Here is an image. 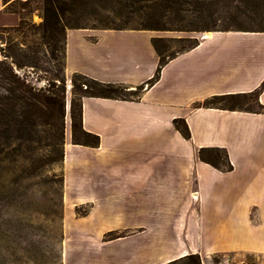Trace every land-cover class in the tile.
Returning <instances> with one entry per match:
<instances>
[{"label": "crops", "instance_id": "crops-1", "mask_svg": "<svg viewBox=\"0 0 264 264\" xmlns=\"http://www.w3.org/2000/svg\"><path fill=\"white\" fill-rule=\"evenodd\" d=\"M7 7L0 0V25L12 21ZM202 36L194 48L168 60L149 86L159 61L151 44L155 34L86 25L64 29L67 83L78 74L142 90L126 100L81 99L82 129L97 136L99 145H72L66 134L63 169L68 149L98 154L77 164L85 174L76 191L82 199L74 206L88 207L81 222L93 219L95 231L77 239L75 255L64 238L61 264H168L188 255L199 256L201 264H247V257L264 264V112L201 107L213 97L260 89L264 32ZM257 100L264 107V89ZM177 119L185 122L188 140L173 127ZM212 148L225 152L229 170L198 159L199 150ZM104 161L109 176L99 181ZM64 182L63 173L65 199Z\"/></svg>", "mask_w": 264, "mask_h": 264}, {"label": "rangeland", "instance_id": "rangeland-1", "mask_svg": "<svg viewBox=\"0 0 264 264\" xmlns=\"http://www.w3.org/2000/svg\"><path fill=\"white\" fill-rule=\"evenodd\" d=\"M7 1V11L12 21L0 25V61L5 60L4 56H7L8 64L12 60L20 66V69L13 67L18 77L46 94L52 89L58 91L55 88L64 80V139L66 134L70 135L71 139L68 111L72 98V77L67 83L59 55L62 34L52 30V36L49 37V31L46 32L42 28L43 12L40 0ZM71 2L72 0H58V4H71V13L65 12L64 20L81 16L80 25L99 26L88 15L90 10H97L92 3L79 5ZM105 3L109 2L106 0ZM184 8L189 12L182 14L184 21L181 24L197 30L205 21L204 17H199L196 12L200 8ZM98 13L107 15L101 11ZM165 13L155 15V19L167 29L149 31L155 34L153 39H158L156 46L163 58L186 50L195 40L198 42L202 35L204 38L206 33H211V29L200 32L173 31L166 23L167 18L158 16ZM214 18H221V15ZM236 21L239 24L237 27L241 29L264 31V0H251L248 12H245V15L240 14ZM216 23L214 29H218L219 22ZM132 26L136 27V24L132 23ZM175 26H179L178 23H175ZM53 84L56 87H52ZM81 87L82 90L85 89L84 84H81ZM125 97L134 96L125 93ZM214 104L220 107L234 104L244 109L260 111L259 103L253 97H246L237 102L216 101ZM21 152L23 153L24 149H21ZM45 155V150L37 151L33 158L42 156L44 159ZM28 156L31 155L27 154L26 158L17 155L12 160L0 164V264H61L64 238L72 243L69 252L75 255L78 252L72 245L83 236L82 234L95 231L92 229L93 219L81 222V219L88 215V207L74 206L82 199L77 193V188L80 175L85 174L84 168L79 169L77 164L80 160L90 163L98 154L88 149H68L64 169L63 161L44 163L41 158V162H34ZM87 167L88 171L89 166ZM110 167L107 161L98 166V170H101L100 175L98 174L99 181H105L109 176ZM63 173L66 178L65 199ZM88 173L86 172L90 177ZM76 209L80 215H77ZM219 259L215 257L213 261L218 262ZM245 260L247 264L259 262V259L254 257H247Z\"/></svg>", "mask_w": 264, "mask_h": 264}, {"label": "trees", "instance_id": "trees-1", "mask_svg": "<svg viewBox=\"0 0 264 264\" xmlns=\"http://www.w3.org/2000/svg\"><path fill=\"white\" fill-rule=\"evenodd\" d=\"M42 3L44 31H49V37L52 36V30L62 34V46L60 50L62 60L63 49V32L65 28H77L80 25L81 16H76L75 19L64 20V13H71V4H58V0H40ZM72 0V4L86 5L92 3L98 11L104 12L107 15L102 16L97 10H90L88 14L99 27L112 30H146V31H161L166 30L165 26L155 19V15L166 12L164 15H158L161 18H167L166 23L173 28V31L184 32H200L209 30L210 32H264L258 30L241 29L237 23V17L250 9L251 0ZM70 3V2H69ZM184 6L200 8L196 12L199 17H204L202 26L197 30L183 26V13L189 12ZM241 8L243 11H241ZM157 12V13H156ZM221 18H214V16ZM202 19V18H201ZM203 19V20H204ZM216 22H219L218 29H214ZM136 24V27L132 26ZM178 23L179 26H175ZM206 23V24H205ZM169 27V28H170ZM158 39H152V46L159 57L158 65L154 76L147 82V85H153L159 77V73L163 65L175 55L184 51L190 50L197 45L195 40L186 50L174 55L162 57L156 43ZM6 59L0 61V164L5 161H10L17 155L24 158L27 154L31 155L34 162L44 163H59L64 158V80L60 81L56 87H52L58 91L36 90L31 87L26 81L18 77L13 70L20 69L12 60L8 64ZM83 81V83H78ZM81 84L85 85L82 90ZM264 89V82L259 90L250 94L229 95L213 97L205 101L201 107L219 108L228 111H243L253 113H263L264 107L259 104L260 111L244 109L242 107L232 105L216 106V101H231L237 102L246 97H253L258 103V95ZM142 88H137L134 92H129L121 86L102 84L84 76L72 75V98L69 103V119H70V134L71 144L76 146H84L89 148H97L99 138L93 134L83 131L81 126V99L82 98H103L126 100L125 93L137 97ZM77 96V98H75ZM173 127L180 135L188 140L189 131L183 120H173ZM34 145H31L33 144ZM30 144V145H29ZM24 149V152H21ZM46 151L45 158L35 157L37 151ZM198 159L210 166L229 170V164L224 151L219 149H201L197 153ZM43 162V161H42ZM62 182V181H61ZM75 210L77 215H80ZM108 234L107 237H111ZM168 264H201V260L197 255H188Z\"/></svg>", "mask_w": 264, "mask_h": 264}, {"label": "bare ground", "instance_id": "bare-ground-1", "mask_svg": "<svg viewBox=\"0 0 264 264\" xmlns=\"http://www.w3.org/2000/svg\"><path fill=\"white\" fill-rule=\"evenodd\" d=\"M209 36V33H206L205 35H204V38H206V37H208ZM207 39V38H206Z\"/></svg>", "mask_w": 264, "mask_h": 264}]
</instances>
